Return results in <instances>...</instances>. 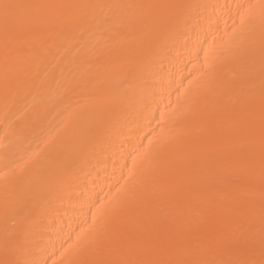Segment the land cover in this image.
Segmentation results:
<instances>
[{"label":"bare ground","instance_id":"6f19581e","mask_svg":"<svg viewBox=\"0 0 264 264\" xmlns=\"http://www.w3.org/2000/svg\"><path fill=\"white\" fill-rule=\"evenodd\" d=\"M0 4V264H264V0Z\"/></svg>","mask_w":264,"mask_h":264},{"label":"snow or ice","instance_id":"6c2138e0","mask_svg":"<svg viewBox=\"0 0 264 264\" xmlns=\"http://www.w3.org/2000/svg\"><path fill=\"white\" fill-rule=\"evenodd\" d=\"M15 7V5L10 4H0V8H3L5 14H7L8 9ZM121 264H161V262L156 261H145V260H132V261H123ZM167 264H216V262L212 261H192V262H184V261H176V262H167ZM236 264H247V262H236Z\"/></svg>","mask_w":264,"mask_h":264}]
</instances>
